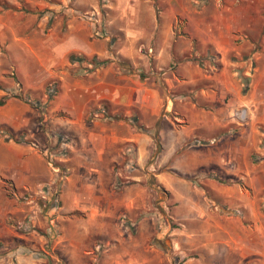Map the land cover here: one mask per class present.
Returning <instances> with one entry per match:
<instances>
[{
    "label": "crops",
    "instance_id": "crops-1",
    "mask_svg": "<svg viewBox=\"0 0 264 264\" xmlns=\"http://www.w3.org/2000/svg\"><path fill=\"white\" fill-rule=\"evenodd\" d=\"M26 3L61 12L60 30L51 15L39 25L49 73L65 69L55 71L56 99L70 111L57 123L60 174L35 147L0 139L16 153L1 155L0 176L15 168V197L1 179L0 264H151L154 249L157 264H264V51L251 50L249 36L264 19L256 3L219 0L211 18L193 6L199 0ZM89 9L101 17L87 20ZM15 106L16 132L31 131L35 109ZM167 207L181 224L174 248L163 237ZM152 218L156 248H118L148 233Z\"/></svg>",
    "mask_w": 264,
    "mask_h": 264
},
{
    "label": "rangeland",
    "instance_id": "rangeland-1",
    "mask_svg": "<svg viewBox=\"0 0 264 264\" xmlns=\"http://www.w3.org/2000/svg\"><path fill=\"white\" fill-rule=\"evenodd\" d=\"M26 1L35 3L41 0H0V89L5 91V93L0 95V116L2 117V120H0V139L6 142L13 139L17 143L29 144L35 147L41 154L42 162L51 167L54 173L60 174L61 171L55 167L56 164H58L55 161L56 158H53L57 154L53 151L59 150L60 147H65L62 145V143L65 142V138H62L64 134H59L64 132H62L63 129L60 127L61 125L57 123H62V120L65 121L69 115L68 111H70V107L64 105V101L60 102L56 99L58 95V85H61L62 81L57 79L58 77L55 76V71L58 69L56 71L58 73L65 69L62 65H59L53 67V74L49 73L51 71L49 69L50 64L46 62L48 59L47 55L49 54H47L45 49L44 34L45 31L47 32V29H44V26H40L39 24L44 20L43 18L45 15H51L49 16L51 21L59 25L58 28L60 30L63 19L60 15V11L55 9L51 10L43 6H39V9L29 8L32 11H28V8L25 6L27 4ZM249 1L250 0H244V3H248ZM218 2L219 0H199V3L193 4V6L198 8V10H203L205 17L211 18L218 12ZM253 2L256 3L254 14L258 11L260 16L264 18V0H253ZM203 6H205L204 9ZM89 10L90 11L86 12L88 13L87 17L85 14L83 15L87 20H93L95 16L98 18L101 17L98 12L93 13L92 9ZM15 33L23 40L16 42ZM249 36L254 41L251 50L264 51V19L260 22L259 26H254V30L249 32ZM27 49H29L30 52H27ZM84 61H88L89 64L91 63L92 65L96 62V60L91 57L86 58V60L84 59ZM46 64H48V66ZM50 68H52V66ZM64 74L68 77L66 80L67 82L71 81L69 77H74V75L70 76L63 72V75ZM72 74H74V72ZM18 103L29 104L35 109L34 127L31 131H21L19 135L15 130L14 116L15 104ZM9 114L13 115L10 122L7 121L6 118ZM176 122L181 123V120L177 119ZM260 128L264 130L263 123L260 124ZM29 134L31 136H29ZM2 140H0V162L4 161L1 157L2 154H5L6 157L15 158L16 153H12L1 146ZM51 146L53 147L52 152L54 154L51 155L49 151L45 153L46 148ZM263 146L264 139L261 138L260 147ZM51 158L54 160H51ZM166 168L167 165L165 163V169ZM9 171L10 174L14 175L15 168ZM10 174H6V176L1 175L0 180L2 179L6 182L4 186L8 189L9 194L15 197V188L12 186L13 183ZM59 174H56V177H59ZM171 174L172 175L169 177H175V174ZM40 175L42 178L44 175L43 171H41ZM20 192L21 191H16V193L21 195L24 199L29 191H24V193ZM163 196H165V200H168V203L172 206L173 200L170 192L165 191ZM149 199L151 201L152 197L150 196ZM164 210L165 217L163 218L162 224L167 228V230L166 228L164 229L163 233L164 241L165 244L174 248L175 242L173 239L178 236L179 238L181 237L178 234L177 236H172L171 232L174 227H180L181 224L173 217L171 213L172 208L167 207ZM127 219L126 217H122L119 222L125 224ZM133 221H135V219H133ZM9 222L13 224V226L16 225L19 230L24 228L26 223L21 222L15 224V215L9 219ZM139 225L140 223H136V226ZM144 225L148 233L132 235L133 241L122 244L118 242V248L124 251L126 249L131 250V252L135 254L136 251H140L144 241H146L145 244L149 245L150 248L155 247L156 226L158 222H155V219L152 218L148 219L147 223ZM129 236L130 235H126V237L130 239ZM149 255L153 259L151 264H157V261L160 259L159 253L154 249ZM129 258L130 256H126L125 260H129Z\"/></svg>",
    "mask_w": 264,
    "mask_h": 264
},
{
    "label": "trees",
    "instance_id": "trees-1",
    "mask_svg": "<svg viewBox=\"0 0 264 264\" xmlns=\"http://www.w3.org/2000/svg\"><path fill=\"white\" fill-rule=\"evenodd\" d=\"M28 11H32V10L28 8ZM77 58H79V57H77V55H75V54H71L70 55V60L71 61H75Z\"/></svg>",
    "mask_w": 264,
    "mask_h": 264
}]
</instances>
